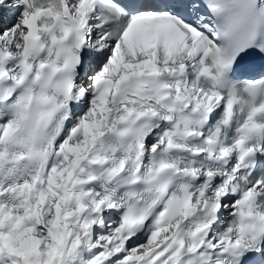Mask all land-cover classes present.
<instances>
[{
    "label": "snow or ice",
    "instance_id": "1",
    "mask_svg": "<svg viewBox=\"0 0 264 264\" xmlns=\"http://www.w3.org/2000/svg\"><path fill=\"white\" fill-rule=\"evenodd\" d=\"M0 264H264V0H0Z\"/></svg>",
    "mask_w": 264,
    "mask_h": 264
}]
</instances>
